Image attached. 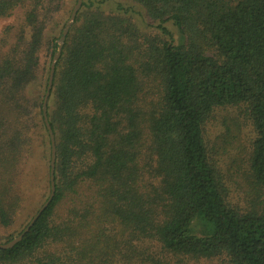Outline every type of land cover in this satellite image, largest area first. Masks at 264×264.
Wrapping results in <instances>:
<instances>
[{
    "label": "trees",
    "instance_id": "trees-1",
    "mask_svg": "<svg viewBox=\"0 0 264 264\" xmlns=\"http://www.w3.org/2000/svg\"><path fill=\"white\" fill-rule=\"evenodd\" d=\"M134 1L179 38L162 24L164 36L144 33L120 5L83 0L48 99L55 195L21 241L0 247V264H264V0ZM17 7L24 27L0 45L6 226L21 203L18 164L36 141L51 160L43 99L63 30L47 32L65 0H0V17ZM229 107L254 132L246 208L228 199L211 140V118ZM50 187L49 165L46 200Z\"/></svg>",
    "mask_w": 264,
    "mask_h": 264
},
{
    "label": "rangeland",
    "instance_id": "rangeland-1",
    "mask_svg": "<svg viewBox=\"0 0 264 264\" xmlns=\"http://www.w3.org/2000/svg\"><path fill=\"white\" fill-rule=\"evenodd\" d=\"M76 2L77 0H65V7L48 29L49 38L60 35ZM118 5L124 9V12L127 11L126 13L131 15L144 33L164 36L165 33L159 28L162 24L176 40L179 38V31L171 21L160 23L158 20L151 19L145 14L142 6L134 0H104L102 7L115 10ZM24 13V8L17 7L11 15L0 17L2 48L7 49L9 46L8 43H1L3 39L13 40L16 33L24 27ZM49 61L50 56L44 54L42 63ZM242 112L237 107L217 110L216 115L210 120V132L211 140H218L216 146L219 153L218 163L228 192V199L234 205L246 208L256 198L255 190L252 189L247 175V159L254 132L246 115ZM23 162L18 164L12 188V193L21 198L19 211L8 226L3 225L0 219V243H5L9 237L17 236L46 200L43 195L48 186L50 165L46 149L44 150L39 141H36L30 155ZM198 264H228V262L220 257L202 260Z\"/></svg>",
    "mask_w": 264,
    "mask_h": 264
},
{
    "label": "water",
    "instance_id": "water-1",
    "mask_svg": "<svg viewBox=\"0 0 264 264\" xmlns=\"http://www.w3.org/2000/svg\"><path fill=\"white\" fill-rule=\"evenodd\" d=\"M83 0H77L70 17L68 18L62 34L58 40V49L55 52L51 66H50V72H49V78H48V85H47V90L45 92V96L43 99V116H44V121L46 124V128L48 130V134L50 137V143H51V160H50V189L51 192L49 194V197L47 200L42 204V206L38 209V211L33 215L31 220L28 222V224L24 227L23 231L19 233L17 236H15L13 239L6 243H0L1 248H11L13 247L16 243L21 241L24 237V235L30 230V228L34 225V223L38 220V218L41 216V214L44 212V210L48 207L50 202L52 201L55 191H56V182H55V166H56V139H55V134L53 132V129L51 127V124L49 122V116H48V99L50 96V91L53 85V79H54V74H55V69H56V63L58 59L61 57L62 50H63V45L66 39L67 34L69 33L72 25L74 24L78 11L80 10L82 6Z\"/></svg>",
    "mask_w": 264,
    "mask_h": 264
}]
</instances>
